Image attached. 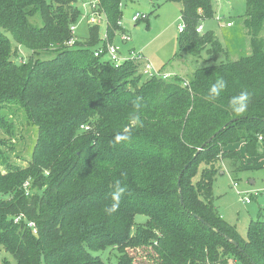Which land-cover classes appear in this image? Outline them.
Listing matches in <instances>:
<instances>
[{
  "label": "trees",
  "instance_id": "trees-1",
  "mask_svg": "<svg viewBox=\"0 0 264 264\" xmlns=\"http://www.w3.org/2000/svg\"><path fill=\"white\" fill-rule=\"evenodd\" d=\"M97 1L113 42L123 32L121 0ZM164 1L182 5L180 52L197 59L225 51L213 33L196 32L215 15L211 0ZM76 3L0 0L3 143L15 137L14 113L36 134L24 167L8 162L0 144V248L13 260L1 264H106L95 253L109 247L118 264H264V221L252 220L241 239L212 191L216 163L241 169L244 157L231 145L243 143L245 158L264 156V0H246L248 54L187 79L146 78L138 63L114 68L104 54L95 57L105 47L99 26L88 25L83 41L70 30ZM220 78L227 88L207 99ZM241 91L248 108L235 114L229 101ZM118 135L129 139L117 142ZM117 181L125 191L108 212ZM134 249L149 250L154 263L136 262Z\"/></svg>",
  "mask_w": 264,
  "mask_h": 264
},
{
  "label": "rangeland",
  "instance_id": "rangeland-1",
  "mask_svg": "<svg viewBox=\"0 0 264 264\" xmlns=\"http://www.w3.org/2000/svg\"><path fill=\"white\" fill-rule=\"evenodd\" d=\"M51 3L52 0H45ZM96 0H77L76 6L80 15L75 23L74 36L83 41L88 33V14L91 12V3ZM215 15L212 19L201 22L202 34L213 33L220 41L224 52L214 58L206 52L200 58H193L179 51V28L182 25L180 3L165 2L164 0H121L120 26L130 37L129 41L121 42L120 34L115 36L114 44L119 46L124 57L130 51L140 53L153 69L170 76H182L185 79L198 68H206L229 60H236L249 52V37L243 27L241 19L246 12V0H211ZM135 14L145 16L146 19L134 24L132 17ZM40 24L38 17L31 20ZM231 22L232 27H227ZM38 23V24H37ZM136 27L138 29H136ZM100 39L104 35V23L99 24ZM15 48L10 33L4 32ZM23 57L25 50H20ZM227 53V54H226ZM228 57V58H227ZM172 74V75H171ZM7 112V111H6ZM15 124V137L11 143H6L7 135L0 130V144L7 161L12 165L24 167L29 160V153L35 141V127L28 125L20 113L10 116ZM4 141V143H3ZM5 145V146H3ZM244 144L233 146L243 153L244 159L240 168L234 171L229 160L216 163L220 172L216 175L212 185L214 205L223 221L230 225L238 236L246 240L247 230L252 220L264 221V156L245 158ZM2 169H4L2 167ZM236 184V186H234ZM144 216H137L136 222L145 221ZM135 257L136 262H151L147 259L148 252L138 249L128 250ZM146 253V254H145ZM106 264H118L120 254L109 247L95 253ZM12 263V258L0 248V264L4 261ZM227 264H232L229 261Z\"/></svg>",
  "mask_w": 264,
  "mask_h": 264
},
{
  "label": "built area",
  "instance_id": "built-area-1",
  "mask_svg": "<svg viewBox=\"0 0 264 264\" xmlns=\"http://www.w3.org/2000/svg\"><path fill=\"white\" fill-rule=\"evenodd\" d=\"M91 12L87 15L88 16V23L89 25H99L100 23H104L106 25V19L104 16V13L99 10L98 1L96 0L94 3H91ZM146 19L145 16H142L140 14H135L132 17L133 23H138L140 20ZM120 25V23H119ZM231 23H227V26H231ZM70 30L72 33L75 32V25L70 27ZM182 30V27L179 28V31ZM197 33L201 32V27H198L196 29ZM119 34V33H118ZM120 40L122 42L129 41L130 37L125 33L122 32L120 34ZM102 42L105 43V47L98 48L94 51V56L99 57L100 55H105L110 63L113 65L114 68H119L121 64L127 61H132L134 63H138L140 65V73L146 77H161V78H168L170 75L166 73H161L159 70H155L151 67V65L143 59L140 53H136L134 51H130L127 55V57H124L120 53L119 46L115 45L113 42H109L108 40V34L105 32L102 39ZM72 42H70L71 44ZM261 140V138H259ZM236 186V184H234ZM29 227L33 229L34 233H36V230L34 228L33 223H29Z\"/></svg>",
  "mask_w": 264,
  "mask_h": 264
},
{
  "label": "clouds",
  "instance_id": "clouds-1",
  "mask_svg": "<svg viewBox=\"0 0 264 264\" xmlns=\"http://www.w3.org/2000/svg\"><path fill=\"white\" fill-rule=\"evenodd\" d=\"M227 88V81L223 78L215 80V82L212 84V86L209 89L207 99L209 100H216L220 97L221 93ZM249 104V93L247 91H241L238 95H235L231 97L229 101V108L231 111L235 114H242L246 111ZM136 124H141L140 117L137 115L133 117ZM116 141H122L127 140L129 137L124 135H118L116 136ZM125 189L120 185V182L117 181L114 185V191L112 193V198L114 203L112 206L108 209H106L108 212H113L116 210V208L119 206V200L120 196L124 193Z\"/></svg>",
  "mask_w": 264,
  "mask_h": 264
},
{
  "label": "water",
  "instance_id": "water-1",
  "mask_svg": "<svg viewBox=\"0 0 264 264\" xmlns=\"http://www.w3.org/2000/svg\"><path fill=\"white\" fill-rule=\"evenodd\" d=\"M224 128V127H223ZM223 128H221V130H223ZM219 133V131L218 132H216L215 133V135H217ZM214 135V136H215ZM214 136H212V137H210L208 140H207V143H209V142H211V140L213 139V137ZM206 144V143H205ZM204 144V145H205ZM201 150V148L199 149V151ZM180 178H181V174L179 175V177H178V188L180 187ZM199 220L202 222V219H200L199 218ZM227 238V237H226ZM227 240H229L232 244H234L235 246H237V244L234 242V241H232L231 239H229V238H227Z\"/></svg>",
  "mask_w": 264,
  "mask_h": 264
},
{
  "label": "crops",
  "instance_id": "crops-1",
  "mask_svg": "<svg viewBox=\"0 0 264 264\" xmlns=\"http://www.w3.org/2000/svg\"><path fill=\"white\" fill-rule=\"evenodd\" d=\"M228 23H229V22H228ZM134 24H137V23H134ZM98 26H99V25H98ZM104 26H105V31H104V33H105V32H106V25H104ZM227 27L230 28V27H232V25H231V26H227ZM136 29H138V28L136 27ZM122 30H123V29H122ZM123 32H125V31L123 30ZM200 33H202V29H201V32H200ZM117 35H118V34H117ZM101 39H102V38H101ZM121 42H122V41H121ZM113 43H114V42H113ZM122 43H123V42H122ZM120 53H121V51H120ZM121 55H122V56H125V55H123L122 53H121ZM166 74H169V73H166ZM169 75H170V74H169ZM171 75H172V74H171ZM172 76H173V75H172ZM233 146H234V145H231L229 148L235 150V148H233ZM243 148H244V147H243ZM241 154L243 155V153H241Z\"/></svg>",
  "mask_w": 264,
  "mask_h": 264
}]
</instances>
